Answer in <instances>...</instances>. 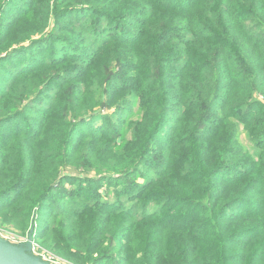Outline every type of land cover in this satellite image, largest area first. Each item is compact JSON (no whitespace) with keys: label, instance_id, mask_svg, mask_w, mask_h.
Instances as JSON below:
<instances>
[{"label":"trees","instance_id":"16d2710c","mask_svg":"<svg viewBox=\"0 0 264 264\" xmlns=\"http://www.w3.org/2000/svg\"><path fill=\"white\" fill-rule=\"evenodd\" d=\"M8 1L0 235L26 238L37 222L36 252L64 264H264V0H28L5 20ZM69 14L73 29L59 23ZM102 18L106 33L80 55L79 20L98 29ZM61 77L71 83L34 110L35 132L8 134ZM129 90L139 112L127 119Z\"/></svg>","mask_w":264,"mask_h":264},{"label":"rangeland","instance_id":"374dc122","mask_svg":"<svg viewBox=\"0 0 264 264\" xmlns=\"http://www.w3.org/2000/svg\"><path fill=\"white\" fill-rule=\"evenodd\" d=\"M27 3H28V0H9L4 8H3V13H4V19H15L17 18L21 13V9L26 7L27 6ZM79 15H71L69 14L68 18L67 19H64L62 18L61 20H59V23L61 25H66V27L68 29H73L74 28V25L75 23L78 21L77 18H78ZM87 20V23H84L83 20H79L80 22V25H79V29L77 30H82V36H80V40H79V43H80V47H78L76 50L78 51V53L80 55H85V56H89L90 55V52L95 49L97 47V43H96V36L95 34H99L101 35V38L102 36L106 33L104 28L106 27V23H107V20L106 18H102L100 20V25L98 27V29H94L92 28V25L90 24V19H86ZM55 23V22H54ZM91 25V27H90ZM52 25H50L51 27ZM133 27H137V24H133ZM47 32V30H46ZM94 36V39H92V37ZM42 39L43 36H39V37H36L34 39ZM100 40V38H99ZM116 40H114L115 42ZM41 43H43L42 41L38 42V43H35L34 45L32 46H29V47H26L24 48L25 50L23 51H26L28 53L29 50H31L32 48H35V49H38L39 50V45H41ZM52 41H50V44L52 45ZM45 45V42L43 43ZM56 45V46H55ZM55 47H59V44L57 43L56 44V41H55V44H54ZM122 46L121 45H117V46H114V47H111L108 49V53L109 55H104V56H101V58L104 59V61H108L110 60L111 56L116 53H118L119 49L121 48ZM47 47L45 46L44 49H46ZM36 50V52L38 53L39 51ZM44 51V50H43ZM42 51L41 54H43L44 52ZM58 55H61V58L60 59H55L54 63H52V67H55L57 70H59L60 72H63L62 76H65L66 74H64L66 71H67V68L69 66V61L63 57H66L65 54H62L61 52H58L56 56ZM45 60L48 59L47 62H52V60H50V58L48 56H44ZM62 60V64L64 62V65H68L67 67L65 66V69H64V66L62 65H59V63L61 62ZM127 71V74H129L130 70H126ZM151 74H152V71L151 70H143V78L141 79V81L139 82L142 86H145L147 81L150 79L151 77ZM71 78L70 77H61V78H57V79H54L47 87L46 89L44 90V93L41 95V97L39 98V100H41V103L39 104H35V108L30 109V108H25L23 109L22 111V114H18L17 116H15L14 118L10 119L9 120V130L7 131L8 134H11L12 131L14 129H18L20 127H24L23 129H28L29 127V122L32 121L33 119H31L30 117L31 116H34L35 118L38 117V113H36V109H38L39 107H47L49 105H51L53 102H54V99L58 96L59 94V91L61 89V87L64 85V81H68L67 84L71 83ZM117 85L119 86H122L123 83L119 82L118 80H116L115 82ZM116 91H118V89H116ZM121 98H128L130 99L131 101V107H132V110L131 112L133 111V113H128V112H125L123 113V117L124 118H129V117H133L135 118L136 115L138 114V109L136 108V98L133 97L134 95V92L133 90H129V92H123L122 94H120ZM101 97H104L105 95H101ZM120 98V99H121ZM98 109V111H102V109H99V108H96V110ZM104 111V110H103ZM102 111V112H103ZM110 119L113 121V122H116L118 120V116H115V115H110ZM37 120V119H35ZM102 121L101 117H97L94 124H100ZM119 121V120H118ZM34 122H30V125H34V126H31V129L32 132H35V128H37L39 126V124H33ZM88 123V120L85 124H83L81 127L83 128L86 124ZM81 128V129H82ZM239 132H240V135H239V141L241 143V145L248 149V150H252L255 146V142L252 141L251 139H249L242 127L238 128ZM0 139H3V137H0ZM1 143V142H0ZM105 182L106 184H108L107 181H103ZM92 188V191L94 193H96V191H98V185L95 184V185H92L90 186ZM101 190H104L105 189V185H100L99 186ZM113 191V190H112ZM37 224V222H35L33 224V227H35V225ZM34 229V228H33ZM105 264L106 263H109V260H106L104 262Z\"/></svg>","mask_w":264,"mask_h":264},{"label":"water","instance_id":"95a60500","mask_svg":"<svg viewBox=\"0 0 264 264\" xmlns=\"http://www.w3.org/2000/svg\"><path fill=\"white\" fill-rule=\"evenodd\" d=\"M34 229L30 228L23 242H14L0 235V264H56L33 253Z\"/></svg>","mask_w":264,"mask_h":264},{"label":"built area","instance_id":"2783aa9c","mask_svg":"<svg viewBox=\"0 0 264 264\" xmlns=\"http://www.w3.org/2000/svg\"><path fill=\"white\" fill-rule=\"evenodd\" d=\"M1 236L5 237V238H8L9 240L14 241V242H23L26 239V238H15L14 236H11V235H1ZM33 253L37 254V255H40L43 259L52 261V262H54L56 264H64L63 262H61L59 260L53 259L51 256H45L43 254L37 253L36 250H35V244L34 243H33Z\"/></svg>","mask_w":264,"mask_h":264}]
</instances>
